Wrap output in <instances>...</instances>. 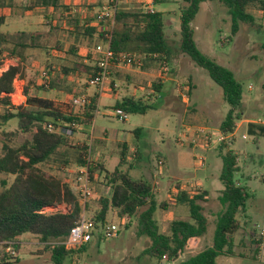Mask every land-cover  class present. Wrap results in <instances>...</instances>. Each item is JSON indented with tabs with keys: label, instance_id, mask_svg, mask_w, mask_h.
<instances>
[{
	"label": "rangeland",
	"instance_id": "374dc122",
	"mask_svg": "<svg viewBox=\"0 0 264 264\" xmlns=\"http://www.w3.org/2000/svg\"><path fill=\"white\" fill-rule=\"evenodd\" d=\"M28 1L13 0L10 3L9 0H0V16L3 17L0 30L8 33L10 37L21 35L27 43L33 41L39 45L25 50V76L14 80L15 93L12 99L17 101L18 92H22V85L27 84L30 94L38 93L39 96L48 97L66 109L74 106L76 111L80 107L72 106L69 99L81 95L82 92L92 94L95 90L87 86L84 79L76 81V78L73 80V76H69V83L76 84L72 94L62 89L37 91L34 86H38L45 78L44 72L49 64L56 68L66 61L67 49L70 44L77 43V38L62 21H58L57 29L50 28L52 18L59 20L63 16L62 8L58 11L42 8L23 11ZM107 2L108 0H60V5L80 10L81 13H86V7L91 5V12L96 14L101 7L97 4L104 5ZM186 4L185 0H163L153 4L154 10L163 14L165 38L171 50L172 59L167 64V71L160 70L158 66H141L139 69L131 65L119 68L123 71L136 68L139 73L135 76L130 74L131 79H127L130 84L125 83L123 75L116 77V80H123L117 91L122 90L128 95L135 93L138 97L142 94L144 100L147 97L144 93H150L153 81L157 77L163 78L160 93L155 94V97L152 94L150 96V108L143 113H128L127 119L120 121L114 115L113 105L106 101L107 95L111 94L108 89L100 96L99 110L87 129L89 139L86 141L80 133L82 128L75 125L74 133L70 134L72 146L60 147L53 159L42 166L74 188V180L78 176L73 171L76 169V147L81 145L79 142H86L87 146L88 143L91 144L92 165L95 169L92 181L90 180L93 195L85 210V216L90 218L99 204V199L109 198L111 195V190L103 178L104 172L98 168V164L101 163L105 169L112 170L120 157V144H126V160L133 163L129 173L134 178L148 180L154 188L156 202L166 203L164 208L157 207L153 215L160 233L168 231L169 223L173 219H189L187 205L175 203L177 183L189 194L205 191L202 195L204 200L198 202L207 218L206 231L198 238L195 246L185 249L173 264H179L180 261L212 245L216 222L223 210L219 202L224 187L220 180L222 158L218 146L222 133L219 127L230 109L223 98L221 87L209 77L204 68L195 65L188 55L179 51L180 8ZM118 5L144 9L145 0H120ZM251 10L255 14L256 24H241L239 31L233 36L230 32V16L220 0L201 2L191 23L194 40L201 52L232 70L242 85V115L236 120L237 128L222 140L227 144L222 152L231 149L237 155L239 171L235 174V179L238 184L246 187L248 197L243 210L236 214L233 228L228 232L231 245L225 248L224 254L217 257L216 264H264V134H249L247 131L249 121L256 122L257 119L264 118V13L257 8ZM78 38L80 46L77 44L76 47L80 49V54L91 51L96 44L95 40L89 42L86 38ZM55 41L63 43L62 51L53 48ZM8 62L4 61L2 69L7 67ZM113 78L112 76V80ZM109 79L111 82V77ZM134 87L148 91L140 92ZM183 97L186 102H182ZM2 111L0 107V113ZM16 125L15 119L2 124L0 118V147L1 131H14ZM22 138V135H16L13 143ZM136 151L139 153L138 160L135 159ZM2 179L10 183L12 176L0 173V181ZM144 208H139L134 216L124 217L123 220L118 218L115 209L110 207L105 224L117 225L118 235L113 238L94 237L87 245L86 251L71 253L64 264H164L160 258L143 253L150 240L145 233L139 232L137 216ZM58 209L63 212L67 210L65 205L58 206ZM18 245L15 255L18 261L9 259L10 264H53L49 249L35 236L21 235Z\"/></svg>",
	"mask_w": 264,
	"mask_h": 264
},
{
	"label": "trees",
	"instance_id": "16d2710c",
	"mask_svg": "<svg viewBox=\"0 0 264 264\" xmlns=\"http://www.w3.org/2000/svg\"><path fill=\"white\" fill-rule=\"evenodd\" d=\"M12 1L9 0L10 3ZM162 1L152 0L153 4ZM185 1L187 4L180 8L179 15V51L188 55L195 65L204 68L209 77L221 87L223 98L230 106L219 127L220 132L226 136L234 131L235 122L242 115L240 110L242 85L237 81L232 70L207 57L194 40L191 23L198 12L200 3L204 0ZM220 2L227 8L230 16L232 36L239 31L241 24L247 26L256 24L255 14L251 12L252 8L261 9L264 13V0H220ZM97 6L102 5L98 3ZM35 8L52 11L62 8L63 16L59 20L52 18L49 26L51 29H57L58 21L59 23L62 21L67 24V28L71 30L70 33L75 38L80 36L88 39L89 42L95 40L97 44L105 42L106 34H109L111 49L114 52L123 51L139 55L143 61L142 68L158 66L157 68L161 70V65L168 64L172 59L170 46L165 38L162 12L156 10L149 12L145 6L144 9L118 6L113 27L108 32L99 30L100 26L107 25L109 22L99 20L97 13L93 14L91 11L81 13L80 10H72L68 6L60 5V0H29L28 4L24 5L23 11H32ZM2 20L3 17L0 16V25ZM22 38L21 35L10 37L8 33L0 30V69L6 59H15L16 62L0 70V107L3 109L0 118L2 124L11 119H15L17 123L14 131H1L0 173L12 176V180L10 183H7L5 179L0 181L2 186L0 190V263L10 264L9 259L17 262L18 257L7 253L5 248L11 246L18 252L19 237L30 234L49 249L53 264H64L71 253L86 251L89 244L66 250L61 243L79 218L82 209L76 190L60 176L52 174L42 166L53 159V155L60 147L72 146L70 134L74 133L75 125L82 128L80 133L85 140L89 139L87 129L99 110L96 105L97 95H90V102L74 111L72 98L69 100L73 107L66 109L49 98L39 96L38 93L30 94L28 92L30 87L26 84L22 90L25 95L24 103L13 105L10 96L14 91L13 82L15 78L22 79L25 76V50L30 47H39L33 41L27 43ZM53 48L62 51L63 43L55 41ZM79 51L80 49L72 44L67 49V55L70 57L67 56L66 63L63 62L56 68L49 64L46 70L48 77L43 78L38 86L35 85V90L62 89L72 94L76 84L69 83V76H73V80L76 78V81L84 79L88 86L87 80L95 76L99 69L97 57L92 51L85 54H80ZM114 67H111V73ZM161 78L157 77L153 81L149 94L144 93L145 96L147 95L145 100L144 97L135 98L129 95L122 100H116L112 109L121 108L127 113L145 112L152 104L151 94L160 93L162 89L163 78ZM110 84L113 91L114 81L112 80ZM248 124L249 134H257V132L264 134V125ZM18 134L23 136L22 140L13 143ZM79 144L81 145L76 147L75 158V164L78 167L83 166L85 162L87 148L86 142H79ZM120 147L122 150L118 163L112 170L105 169L101 163L98 164V168L104 172L103 178L111 190V195L109 198L99 199V204L90 217L95 224L93 238L103 237L101 229L106 223V215L110 207L115 209L120 219L130 218L138 212L139 208L145 207L137 216L139 232L145 233L150 240L149 246L143 250V253L158 259L163 253H167L169 257L177 259L185 249L194 247L198 238L206 231L207 218L202 213V205L198 202L204 200L202 195L205 191L189 194L177 183L175 203L187 205L189 219H173L169 223L168 231L160 233L153 215L157 207L164 208L166 203L156 202L154 188L148 180L134 178L129 173L133 163L126 160L127 146L120 144ZM226 147L227 144L221 140L218 149L222 158L220 180L224 187L219 202L223 210L216 222L212 245L180 261L179 264H216L217 257L224 254L225 248L231 245L228 232L234 226L236 214L239 210H243L248 192L246 187L238 184L235 179V174L239 171L237 155L231 149L222 152ZM135 159H139L138 151L135 152ZM126 164L128 167L125 168ZM94 171L91 160L88 167L91 181ZM58 205H65L67 210L60 211L57 209ZM50 208L53 210H48Z\"/></svg>",
	"mask_w": 264,
	"mask_h": 264
},
{
	"label": "built area",
	"instance_id": "2783aa9c",
	"mask_svg": "<svg viewBox=\"0 0 264 264\" xmlns=\"http://www.w3.org/2000/svg\"><path fill=\"white\" fill-rule=\"evenodd\" d=\"M119 1L120 0H108L107 4H104L100 7L99 11L97 12L98 19L103 21H108L109 24L100 26L99 30H104L108 32L111 31L115 21L116 11L119 6L118 5ZM146 10L149 12L154 11L152 2L148 1L146 3ZM110 38H111L110 35L106 34V41L97 43L96 45H94L92 49V52L97 57V64L99 69L95 76L87 80V83L88 85L93 86L95 88L96 95L98 97L103 95V93L108 91V89L111 90V86L109 85L110 83L109 78H110L112 66L120 68L121 66L132 65L140 69V67L143 64L142 58L139 55H136L135 53L123 52V51L114 52L110 47ZM161 67L162 70H164V72L167 71L168 68L167 64H162ZM44 75L45 78L48 77L46 71L44 72ZM13 93H15V91H13ZM13 93L10 94L13 105H20L24 103L25 95L23 92L21 91L18 92L17 101H14L12 99ZM89 102L90 99L88 94H81L79 96L72 98V104L79 106L80 108ZM113 111H114V115L120 121H125L127 119L128 113L123 109L115 108L113 109ZM248 123H256V124L264 125V118L257 119L256 122L249 121ZM49 129H51V126H49ZM225 138L226 136L221 134L220 140H223ZM91 153H92L91 144L88 143V146L85 151V156H84L85 162L83 166L80 167L76 166V169L73 170L75 173L78 174V176L74 180L75 183L74 189L77 192L78 201L82 210L79 218L76 220L74 225L69 229L67 236L61 242L66 250L76 249L82 245L89 243L93 239V232L95 231L94 221L91 218L85 216L86 205L88 204V201L92 198L93 195L90 187V178L88 172V167L92 160ZM48 210H53V209L50 208ZM122 219L124 220V218ZM118 233H119V228L115 224H105L101 229V234L105 238H113L117 236ZM5 251L11 255H16L15 249L11 246L6 247ZM174 260L175 259L169 257L167 253H163L160 256V261L164 262V264H173Z\"/></svg>",
	"mask_w": 264,
	"mask_h": 264
},
{
	"label": "crops",
	"instance_id": "0c3cea01",
	"mask_svg": "<svg viewBox=\"0 0 264 264\" xmlns=\"http://www.w3.org/2000/svg\"><path fill=\"white\" fill-rule=\"evenodd\" d=\"M149 0H145V9H146V3L148 2ZM90 4V3H89ZM100 4V3H99ZM86 10L87 11H91L90 10V8H89V5L86 7ZM81 38V37H80ZM77 40V43H73L75 46L77 45V46H80V39L79 38H77L76 39ZM72 44H70V46H71ZM92 51V50H91ZM6 61H9L8 63H6V65H7V67H8V65H10V64H16V62H15V59H6ZM11 61L13 62V63H11ZM6 67V68H7ZM151 71H153V70H151ZM141 72V71H140ZM137 73H139V70L138 69H136V68H134V70L132 69L131 71L129 70V71H123V70H121V69H119V68H117V67H114V69L112 70V73H111V81H112V76L114 77L113 78V81H114V92L115 91H117V87L119 88V86H121V83L123 84V80L121 79H117L116 80V77H122V75H123V77H124V81H125V83H128V84H130L131 82H129V81H127V79L128 78H130L131 79V76L133 75V76H135V74H137ZM130 74H132V75H130ZM17 79H19V78H15V80H17ZM20 81H23V80H20ZM117 81V82H116ZM164 81V80H163ZM89 87H91V88H94L93 86H90V85H88ZM115 87H116V89H115ZM95 89V88H94ZM134 89H136V90H140V92H144V88H140V87H134ZM22 90H23V85H22ZM112 90H111V94L110 95H107V97H106V101L108 100V101H110V105H113L114 103H115V101L116 100H122L124 97H126V96H129V95H132V96H134L135 98H138V96L135 94V93H130L129 95L128 94H125V93H123L122 92V90L121 91H117V93H114ZM145 91H148V90H145ZM23 92V91H22ZM109 93V92H108ZM83 94H85V93H83ZM87 94V93H86ZM92 94H96V90H93V92H92ZM92 94H88L89 96L90 95H92ZM147 94H149V93H147ZM155 94H158V93H155ZM155 94H153L152 96L153 97H155ZM142 96V94H140V96L139 97H141ZM42 97V96H41ZM46 98H48V97H46ZM50 99V98H49ZM144 99V98H143ZM181 100H182V102H186V99L183 97V98H181ZM96 103H97V107L99 108V106H100V104H101V101H100V97H98L97 96V101H96ZM235 124H236V122H235ZM237 128V126L234 128V129H236ZM248 129H249V124H248V127H247V131H248ZM233 133V132H232ZM123 145H125L126 146V144H123Z\"/></svg>",
	"mask_w": 264,
	"mask_h": 264
}]
</instances>
